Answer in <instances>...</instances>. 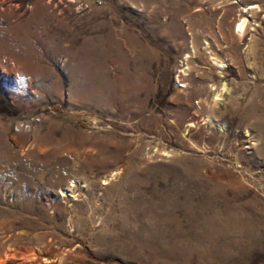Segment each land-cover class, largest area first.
Instances as JSON below:
<instances>
[{"label": "rangeland", "instance_id": "374dc122", "mask_svg": "<svg viewBox=\"0 0 264 264\" xmlns=\"http://www.w3.org/2000/svg\"><path fill=\"white\" fill-rule=\"evenodd\" d=\"M254 92L264 0H0V264H264Z\"/></svg>", "mask_w": 264, "mask_h": 264}, {"label": "bare ground", "instance_id": "6f19581e", "mask_svg": "<svg viewBox=\"0 0 264 264\" xmlns=\"http://www.w3.org/2000/svg\"><path fill=\"white\" fill-rule=\"evenodd\" d=\"M244 20V19H243ZM242 21V20H241ZM245 22H247L246 21V19H245ZM239 28H240V30L242 31L243 29H244V21H242L240 24H239ZM243 32V31H242ZM240 35H241V32H240ZM254 56V55H253ZM255 57V56H254ZM233 59V58H232ZM234 59H235V57H234ZM237 59V58H236ZM235 59V60H236ZM239 61V60H238ZM237 61V62H238ZM236 63V62H235ZM233 64H234V62H233ZM263 71V70H262ZM243 74V73H242ZM259 78V76H257V79ZM224 89H226L225 88V84H223V86H222V88H221V90L220 91H222L223 92V90ZM257 91H259V90H257ZM260 94H261V91H260ZM260 94L258 95V93L257 92H254L253 93V98H254V100L253 101H255V102H252L250 105H249V107H247L244 111H240V109H237V110H230L231 112H232V114H234L237 118H238V124L241 126V124H243V123H246L247 122V120L253 115V114H255V113H261V114H263L264 115V94H262V96H260ZM217 95V94H216ZM252 98V99H253ZM257 98H259V101L261 100L262 102L260 103H256V101H258V99ZM238 101V100H237ZM237 105V104H236ZM238 105H240V104H238ZM232 106V105H231ZM241 106V105H240ZM238 108V107H237ZM261 120V119H260ZM263 120V119H262ZM260 122V121H259ZM262 133H263V137H264V121H262ZM224 216H223V218L221 219V222H223V223H225V224H227V225H229V226H232V227H234V228H251L250 227V225L247 223V220L241 215V214H239V213H235V212H233V211H228V212H225L224 214H223ZM215 220H217V219H215ZM23 234V233H22ZM38 237H40V236H38ZM37 237V238H38ZM1 238V237H0ZM44 238H45V236H44ZM249 238H251V237H249ZM45 239H47V238H45ZM6 240V239H5ZM27 240L28 239H26V243H28L27 242ZM41 240V239H40ZM53 241V237L51 236L49 239H47V243H51ZM2 243V242H1ZM10 243V242H9ZM128 243V242H127ZM145 244V243H144ZM127 247V246H126ZM131 248V247H130ZM11 250V249H10ZM125 250V249H124ZM12 251H13V253H12V255H11V257H20L21 259L20 260H24V263H26V264H38L39 262H41V261H39V256H37V257H35V255H36V252H35V250H33L32 248H29L26 244H24V245H22V246H18V247H16V249L15 250H13L12 249ZM1 252V251H0ZM35 252V253H34ZM61 252V251H60ZM59 252V253H60ZM8 253V252H7ZM6 253V254H7ZM159 253V252H158ZM9 254V253H8ZM77 254V253H76ZM134 254V253H133ZM156 254V253H155ZM155 254H153V256L155 255ZM66 255H68V254H66ZM66 255H65V257H66ZM4 256H5V254H4ZM9 256V255H8ZM2 257V256H1ZM6 257H7V255H6ZM15 257H14V259H15ZM34 257V258H33ZM61 257V256H60ZM41 258V257H40ZM58 258V257H57ZM64 258V257H63ZM19 259V258H18ZM27 259H29V260H27ZM10 260V259H9ZM13 260V259H12ZM60 260H61V258H60ZM1 262H3V261H1ZM50 261L47 259V258H43V260H42V262L41 263H43V264H48ZM50 264H51V262H50Z\"/></svg>", "mask_w": 264, "mask_h": 264}]
</instances>
